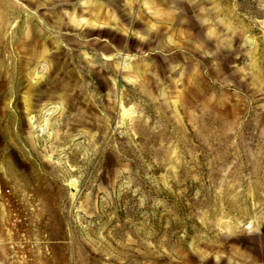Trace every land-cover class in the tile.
Listing matches in <instances>:
<instances>
[{"label":"rangeland","instance_id":"obj_1","mask_svg":"<svg viewBox=\"0 0 264 264\" xmlns=\"http://www.w3.org/2000/svg\"><path fill=\"white\" fill-rule=\"evenodd\" d=\"M0 264H264V0H0Z\"/></svg>","mask_w":264,"mask_h":264},{"label":"bare ground","instance_id":"obj_2","mask_svg":"<svg viewBox=\"0 0 264 264\" xmlns=\"http://www.w3.org/2000/svg\"><path fill=\"white\" fill-rule=\"evenodd\" d=\"M119 104L121 105V107H122L123 109H127V108H129V107H130V105H128V106H125V105H123L121 102H120Z\"/></svg>","mask_w":264,"mask_h":264}]
</instances>
